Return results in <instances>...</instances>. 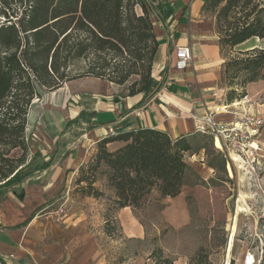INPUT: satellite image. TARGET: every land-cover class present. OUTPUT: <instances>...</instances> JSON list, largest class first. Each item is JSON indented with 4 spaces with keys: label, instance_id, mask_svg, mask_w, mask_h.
Returning <instances> with one entry per match:
<instances>
[{
    "label": "trees",
    "instance_id": "1",
    "mask_svg": "<svg viewBox=\"0 0 264 264\" xmlns=\"http://www.w3.org/2000/svg\"><path fill=\"white\" fill-rule=\"evenodd\" d=\"M220 51L225 104L247 97V87L264 79V50L236 48L264 39V0H206ZM171 22L168 0H0V190L24 183L35 171L27 138L28 115L34 102L66 83L93 77L126 86L128 96L143 94L141 105L157 93L153 77L159 42L151 14ZM227 91V92H226ZM113 142L123 146L109 151ZM193 146L186 136L172 138L154 129L116 133L102 140L95 157L82 166L73 195L100 200L103 180L114 193L106 208L105 235L119 232L115 213L144 209L154 192L162 198L182 194L189 170L186 155ZM12 153H15L11 157ZM155 264L175 261L157 248Z\"/></svg>",
    "mask_w": 264,
    "mask_h": 264
},
{
    "label": "crops",
    "instance_id": "2",
    "mask_svg": "<svg viewBox=\"0 0 264 264\" xmlns=\"http://www.w3.org/2000/svg\"><path fill=\"white\" fill-rule=\"evenodd\" d=\"M168 3L174 11L171 22H162L151 14L154 35L159 42L153 71L158 91L145 105H141L143 94L129 97L125 86L93 77L68 82L59 90L46 92L34 102L26 131L30 147L29 161L36 167L52 164L47 170L35 171L24 183L8 189L0 199V264L30 261L32 252L27 244H22L26 242V237L17 234V228H31L37 223L34 214L38 208L64 190L74 188L79 169L95 157L98 144L108 138L111 131L120 133L154 129L164 131L174 139L181 136L189 139L195 131L193 117L199 118L213 108V93L223 89L222 67L226 60L220 51L213 17L204 11L206 0H168ZM255 40L247 41L236 50L260 48L251 45L244 50L239 49ZM180 46H189L193 54L190 67L183 73L173 70L175 51ZM261 92H264V79L250 84L247 97L230 106L239 114L248 112L264 119V96L260 97ZM221 120L231 121L232 118L224 116ZM122 146V143L113 142L107 145V149L112 152ZM189 154L186 155V162ZM192 168L200 172L197 166ZM97 187L104 192L105 198H86L82 202L92 201L98 206V217L102 219L100 224L104 226L105 211L114 200V193L107 188L105 180L99 182ZM16 190L24 193L18 200ZM154 193L159 196L161 215L168 226L178 231L190 223L185 183L182 194L174 199L162 198L158 192ZM144 209L126 208L115 213L124 238L144 240L147 237L148 231L138 216ZM78 213H74L70 222L75 228L72 233H79V243L75 242L73 254L65 258L64 264H85L98 255L97 242L95 247L92 243L90 252L82 245V240L88 234L86 229L83 233V225L80 219H76ZM35 248L37 253L44 252L39 246ZM33 254L41 261V255ZM165 256L171 258L167 254ZM174 261V264H187L183 259ZM145 263L136 260L133 264Z\"/></svg>",
    "mask_w": 264,
    "mask_h": 264
},
{
    "label": "rangeland",
    "instance_id": "3",
    "mask_svg": "<svg viewBox=\"0 0 264 264\" xmlns=\"http://www.w3.org/2000/svg\"><path fill=\"white\" fill-rule=\"evenodd\" d=\"M257 40L239 49L258 45L264 50V39ZM136 80L138 78L133 77L126 89ZM263 96L264 92H261L260 97ZM189 141L193 149L187 156V162L192 166L184 183L191 220L186 227L176 231L164 222L159 196L154 193L149 205L138 214L148 231L147 237L144 240L126 239L119 228V232L110 239L104 233L105 225L100 224L102 219L98 217V206L92 201L83 203L73 195L71 186L35 211L37 223L31 228H17L16 233L26 237L22 244H27L32 253L29 262L15 263L64 264L65 258L73 254L75 242L79 243V233H72L75 228L70 222L74 213L79 212L76 219H80L83 233L86 229L88 234L82 245L87 252H90L92 243L93 247L95 242L99 246L98 255L85 264H133L136 260L151 264L149 257L157 248L171 259H183L187 264H243L249 252L255 253L258 264H264V163L253 171L236 153L218 151L211 137L194 134ZM194 166L200 172L194 170ZM35 167L32 165L28 171ZM7 191H0V199ZM22 195L23 191L16 190L17 200ZM238 206L245 211L237 215ZM234 226L236 233L228 262ZM36 246L44 252H35ZM33 253L41 255V261Z\"/></svg>",
    "mask_w": 264,
    "mask_h": 264
},
{
    "label": "built area",
    "instance_id": "4",
    "mask_svg": "<svg viewBox=\"0 0 264 264\" xmlns=\"http://www.w3.org/2000/svg\"><path fill=\"white\" fill-rule=\"evenodd\" d=\"M193 60L189 46H180L175 51L173 70L185 72ZM225 90L218 89L213 93L215 104L206 114L194 118L196 135L208 136L213 139L215 148L224 153L225 150L236 153L240 159L253 171L264 163V119L260 115L245 112L239 114L230 105L225 104ZM231 117V121L221 120V117ZM116 132L111 131L110 136ZM219 142V147L217 143ZM243 264H258L255 253L249 252L244 257Z\"/></svg>",
    "mask_w": 264,
    "mask_h": 264
},
{
    "label": "bare ground",
    "instance_id": "5",
    "mask_svg": "<svg viewBox=\"0 0 264 264\" xmlns=\"http://www.w3.org/2000/svg\"><path fill=\"white\" fill-rule=\"evenodd\" d=\"M217 144L219 145V142ZM234 161H237V159H235ZM244 211H245V209H242L240 206L237 207V215L240 214V213H242V212H244ZM235 220H237V219H235ZM231 232H232V236H231V239H230V242H229V251H228V255H227L228 262H229V259H231L230 258V254H231V249L233 247V238H234L235 233H236V226H234L232 228V231Z\"/></svg>",
    "mask_w": 264,
    "mask_h": 264
}]
</instances>
